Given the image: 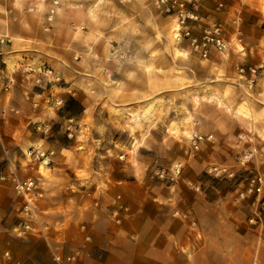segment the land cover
I'll return each instance as SVG.
<instances>
[{"label":"rangeland","instance_id":"rangeland-1","mask_svg":"<svg viewBox=\"0 0 264 264\" xmlns=\"http://www.w3.org/2000/svg\"><path fill=\"white\" fill-rule=\"evenodd\" d=\"M0 37L1 233L264 264V0H0Z\"/></svg>","mask_w":264,"mask_h":264},{"label":"crops","instance_id":"crops-1","mask_svg":"<svg viewBox=\"0 0 264 264\" xmlns=\"http://www.w3.org/2000/svg\"><path fill=\"white\" fill-rule=\"evenodd\" d=\"M1 216V215H0ZM32 242V241H31ZM0 248H8L12 252L14 258L13 264H49V249L45 247L42 241H33L30 244L24 243L18 239L10 237L6 233L0 232ZM109 253L105 254L102 251H94V262L99 264H122V262H115V257L118 256L112 248ZM1 255V254H0ZM104 257V261L101 259ZM2 258V259H1ZM3 261L4 258L0 257ZM112 261H114L112 263ZM125 262V261H123ZM124 264H140L138 260H132L131 262Z\"/></svg>","mask_w":264,"mask_h":264},{"label":"built area","instance_id":"built-area-1","mask_svg":"<svg viewBox=\"0 0 264 264\" xmlns=\"http://www.w3.org/2000/svg\"><path fill=\"white\" fill-rule=\"evenodd\" d=\"M1 39V37H0ZM216 42L220 45L219 40L217 39ZM35 186V181L34 179H31V177H28L25 180H19L15 179V188L19 193L25 194L28 192L32 187ZM24 227L27 228L29 227L28 224H24ZM1 257L4 258L3 261L0 260V264H12V259L9 255V251H4L1 255ZM53 259L56 261L57 264H76V256L75 254L69 255L65 258H63L61 255L55 253L53 255Z\"/></svg>","mask_w":264,"mask_h":264}]
</instances>
